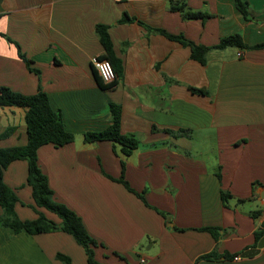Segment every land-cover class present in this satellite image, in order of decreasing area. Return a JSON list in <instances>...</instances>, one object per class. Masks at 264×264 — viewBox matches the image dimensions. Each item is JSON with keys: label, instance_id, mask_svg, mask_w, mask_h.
Returning a JSON list of instances; mask_svg holds the SVG:
<instances>
[{"label": "crops", "instance_id": "0c3cea01", "mask_svg": "<svg viewBox=\"0 0 264 264\" xmlns=\"http://www.w3.org/2000/svg\"><path fill=\"white\" fill-rule=\"evenodd\" d=\"M170 1L0 0V33L38 70L0 35V85L22 94L41 88L60 110L73 140L39 146L37 163L55 200L95 240L96 261L192 264L214 250L217 258L196 264H264V247L241 256L256 246L254 231L264 229V48L217 46L231 34L249 45L264 41V0H243L247 19L234 0H177L207 13L203 19L182 18ZM124 13L132 19L119 21ZM99 23L121 60L112 84L100 85L93 72L92 58L103 53ZM158 29L206 46L204 63ZM110 103L121 108V133L138 140L127 155L119 143L83 137L110 124ZM7 127L13 129L0 147L26 143L23 108L0 107V134ZM27 172L23 159L2 172L21 220L38 216ZM221 191L230 195L226 205ZM37 210L59 224L56 214ZM205 227L216 228V237ZM57 253L69 264H88L84 248L64 231L0 227V264H65Z\"/></svg>", "mask_w": 264, "mask_h": 264}, {"label": "trees", "instance_id": "16d2710c", "mask_svg": "<svg viewBox=\"0 0 264 264\" xmlns=\"http://www.w3.org/2000/svg\"><path fill=\"white\" fill-rule=\"evenodd\" d=\"M234 4L237 10L243 15L245 19L248 18V4L243 0H234ZM168 8L171 10H177L184 19L208 17V14L202 11H194L186 6L184 1L171 0ZM130 18L126 13L120 18L119 21H129ZM96 32L99 34V40L103 47V53L98 56L101 59H107L115 73V79L120 77L122 73L121 60L117 58L112 50L111 41L107 33V26L104 24H96ZM170 39L179 41L181 44L189 46L191 58L200 63H204V53L207 50L206 46L195 44L189 40L183 38L182 35H171L165 33L162 29H158ZM8 41L11 39L6 37L5 34L0 33ZM16 49L18 56L25 62L28 69L38 73V70L31 67V60L25 57L20 51L17 43L12 42ZM227 45H234L243 49H258L264 48V41L249 45L243 42L242 38L238 34H231L222 37L218 43V47H224ZM96 80L100 85L102 81L96 71L93 68ZM111 82V84L113 83ZM190 90L195 93L203 94L205 90L200 88L190 87ZM0 107H21L24 109V124L26 126V143L23 145H15L8 147H0V207L2 214L0 215V227H9L14 233L22 230L33 233L39 229L40 226L45 225L51 228H56L70 234L74 240L81 245L87 256L88 264H103L96 261L93 257V247L96 242L89 236L81 218L70 208L63 203L55 200L53 191L48 186L47 177L39 168L37 163V148L43 144L51 143L54 146H61L65 143L73 140V134L67 131L64 127L61 112L59 109H53L48 101L46 93L38 88L33 94H22L14 91L11 88L0 85ZM110 124L100 131H88L83 134L85 141L95 140H110L112 142L119 143L121 145V152L125 155L129 154L138 144V140L132 134H122L120 130V114L121 108L117 104H109ZM13 127H7L0 137L7 136ZM172 135H181L185 130L183 129H167ZM23 159L27 162L28 172L26 177V183L31 187V195L34 202L32 205L38 216L34 219L21 220L17 217L14 205L17 201V197L14 191L9 188L3 181L2 172L7 165L15 160ZM123 183L124 181L120 179ZM254 185V183H253ZM221 201L223 205H226V199L230 195L227 192L220 193ZM142 198V196H139ZM242 200V199H239ZM37 207H42L54 214L60 219L59 224H55L51 220H47L43 213L37 210ZM209 231L213 237H216V228L205 227L203 228ZM264 234V229H258L254 231L255 245L259 238ZM56 257L64 261L65 264H69V258L61 253H57ZM218 256L215 251L212 250L208 253L198 256L192 264L200 259H215ZM224 257H232V255L225 254Z\"/></svg>", "mask_w": 264, "mask_h": 264}, {"label": "built area", "instance_id": "2783aa9c", "mask_svg": "<svg viewBox=\"0 0 264 264\" xmlns=\"http://www.w3.org/2000/svg\"><path fill=\"white\" fill-rule=\"evenodd\" d=\"M92 66L104 84H109L115 79V73L107 59H101L94 56L92 58ZM237 258L238 257H234V259ZM140 261L143 262L144 260L140 259Z\"/></svg>", "mask_w": 264, "mask_h": 264}, {"label": "water", "instance_id": "95a60500", "mask_svg": "<svg viewBox=\"0 0 264 264\" xmlns=\"http://www.w3.org/2000/svg\"><path fill=\"white\" fill-rule=\"evenodd\" d=\"M264 247V234L259 238L255 247L248 248L241 253L242 257H250L259 253L260 249Z\"/></svg>", "mask_w": 264, "mask_h": 264}]
</instances>
